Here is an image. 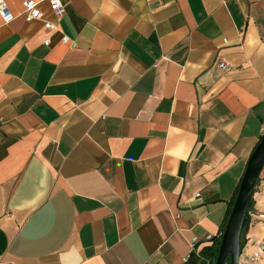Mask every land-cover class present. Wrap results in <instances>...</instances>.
Masks as SVG:
<instances>
[{"label": "crops", "instance_id": "crops-1", "mask_svg": "<svg viewBox=\"0 0 264 264\" xmlns=\"http://www.w3.org/2000/svg\"><path fill=\"white\" fill-rule=\"evenodd\" d=\"M34 1L0 13V264H186L264 136V0ZM250 217L264 264V170Z\"/></svg>", "mask_w": 264, "mask_h": 264}, {"label": "water", "instance_id": "water-1", "mask_svg": "<svg viewBox=\"0 0 264 264\" xmlns=\"http://www.w3.org/2000/svg\"><path fill=\"white\" fill-rule=\"evenodd\" d=\"M264 170V137L254 150L239 187L238 195L222 235L215 264H239L242 253L241 236L245 218L256 184Z\"/></svg>", "mask_w": 264, "mask_h": 264}, {"label": "built area", "instance_id": "built-area-1", "mask_svg": "<svg viewBox=\"0 0 264 264\" xmlns=\"http://www.w3.org/2000/svg\"><path fill=\"white\" fill-rule=\"evenodd\" d=\"M48 2L50 4L51 11L55 15V17L58 19H61L65 14V4L63 3V1L62 0H48ZM0 13H1L2 19L5 24H9L15 19V16L12 14V12L10 11L9 7L4 2V0H0ZM23 15L25 17L26 22L28 23L34 22V21H43V17H44L43 13L40 10V4L34 0H24ZM44 27L46 30L53 29L52 24L49 22H46ZM62 42L64 44L71 43L67 37H63ZM224 43H227V41L225 40ZM45 44L48 46L50 44V40H47ZM71 44L74 48L76 47L75 43H71ZM217 68L223 71L227 69V66L225 63L220 62L217 64ZM195 246H196V243L195 242L192 243V249H194L193 252H196ZM263 259H264V242H261L255 247V251L248 255L246 261L248 263L249 262L259 263Z\"/></svg>", "mask_w": 264, "mask_h": 264}, {"label": "trees", "instance_id": "trees-1", "mask_svg": "<svg viewBox=\"0 0 264 264\" xmlns=\"http://www.w3.org/2000/svg\"><path fill=\"white\" fill-rule=\"evenodd\" d=\"M263 137L264 136L261 137L260 141L263 139ZM259 180H258L256 186L258 185ZM238 191H239V189H238ZM238 191L236 192L234 202L232 203V205L229 209L227 219L220 229L219 236L213 239L212 246L203 249L199 253L193 252L190 256V259L188 260V262L186 264H215L216 263V260L218 258V254H219L220 245H221L222 235L224 233L225 227H226L227 222L229 220L230 213H231L233 206L235 204V201H236V198L238 195ZM252 209H253V198L251 200V203H250V206H249L246 218H245L243 231H242V236H241L242 249L245 246V240H246V236H247L249 226H250V222H251L250 213H251Z\"/></svg>", "mask_w": 264, "mask_h": 264}]
</instances>
